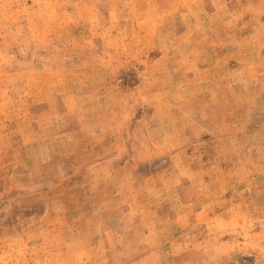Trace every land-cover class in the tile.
I'll return each instance as SVG.
<instances>
[{
  "label": "rangeland",
  "instance_id": "rangeland-1",
  "mask_svg": "<svg viewBox=\"0 0 264 264\" xmlns=\"http://www.w3.org/2000/svg\"><path fill=\"white\" fill-rule=\"evenodd\" d=\"M0 264H264V0H0Z\"/></svg>",
  "mask_w": 264,
  "mask_h": 264
}]
</instances>
